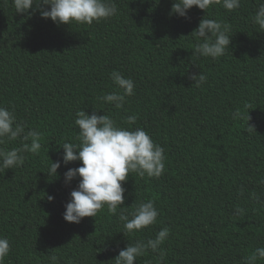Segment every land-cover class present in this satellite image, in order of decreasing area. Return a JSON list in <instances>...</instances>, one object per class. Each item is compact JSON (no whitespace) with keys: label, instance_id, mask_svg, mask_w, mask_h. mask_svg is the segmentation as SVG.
I'll return each instance as SVG.
<instances>
[{"label":"trees","instance_id":"trees-1","mask_svg":"<svg viewBox=\"0 0 264 264\" xmlns=\"http://www.w3.org/2000/svg\"><path fill=\"white\" fill-rule=\"evenodd\" d=\"M114 2L119 14L108 21L70 26L38 10L16 13L12 0H0V106L14 109L25 131L42 133L38 154L0 171V237L11 246L5 264H51V255L57 264H115L128 243L155 239L165 227L160 250L148 249L134 264H246L264 247V32L253 22L264 0H241L233 11L194 6L189 19L170 15L174 0ZM204 16L233 36L215 60L193 54L199 41L192 32ZM113 71L135 86L120 109L99 99L117 90ZM200 71L207 82L198 88L189 74ZM80 110L143 128L165 149L162 176L130 173L122 182L121 207L131 212L153 200L154 225L124 235L106 207L78 224L63 219L80 179L66 184L64 173L81 162L65 165L60 146L79 143ZM236 110L243 119L232 118ZM131 115L137 120L129 125ZM50 159L61 162L57 177L47 174Z\"/></svg>","mask_w":264,"mask_h":264},{"label":"clouds","instance_id":"clouds-1","mask_svg":"<svg viewBox=\"0 0 264 264\" xmlns=\"http://www.w3.org/2000/svg\"><path fill=\"white\" fill-rule=\"evenodd\" d=\"M16 13H29V10L39 11L44 19H51L57 25L87 24L92 25L101 21H108L119 14V8L114 0H12ZM206 12L209 8L222 6L228 11L237 10L241 0H174L171 14L189 19L188 12L193 7ZM254 24L264 32V4H260L253 17ZM230 27L211 18L200 20L198 27L192 34L198 39L194 46V55L211 58L213 60L224 56L230 49L232 37ZM111 79L116 91L100 97L102 101L113 104L116 109L123 107L126 97L135 95L134 81L125 78L118 71L111 73ZM189 79L196 87L207 82V76L201 71L190 73ZM74 123L79 128L77 139L79 143L65 142L62 146V161L65 165L70 162H81V166L69 168L64 173L65 183L76 178L79 183L70 193V201L65 204L63 219L71 223H80L82 218H96L98 212L105 207L107 211L117 216L124 228V235L135 234L157 222L158 209L151 199L141 202L127 212L125 203L126 189L122 182H126L130 173L143 177L159 178L165 170V149L155 143L143 128L129 130L119 126L109 115H88L85 111L77 112ZM233 119H243V114L236 110ZM250 117L248 118L249 121ZM137 116L127 117L129 125L135 124ZM14 109L9 110L0 106V145L18 138L22 140L20 147L7 150L0 147V171L20 168L26 160L25 153L38 154L42 145V133L36 129L25 131V125L17 123ZM248 130H255L248 124ZM30 140V144L26 141ZM51 160V159H50ZM61 167L58 160L48 168L49 176L57 177V170ZM49 202L53 196H47ZM243 209L236 208L235 215H242ZM169 236V229L162 228L155 239L147 242L137 240L133 244L121 249L115 257V264H134L138 257L148 249L153 252L160 250V246ZM11 251L7 238L0 237V264H5V258ZM258 259H264V247L256 248L246 260V264H256ZM58 257L51 255V264H57Z\"/></svg>","mask_w":264,"mask_h":264}]
</instances>
